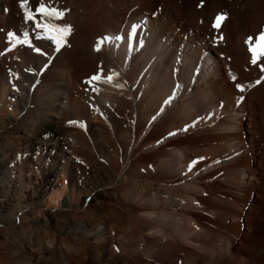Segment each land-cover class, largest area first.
I'll return each instance as SVG.
<instances>
[{
    "label": "bare ground",
    "instance_id": "6f19581e",
    "mask_svg": "<svg viewBox=\"0 0 264 264\" xmlns=\"http://www.w3.org/2000/svg\"><path fill=\"white\" fill-rule=\"evenodd\" d=\"M21 2L0 0V264H264V0H43L70 31Z\"/></svg>",
    "mask_w": 264,
    "mask_h": 264
},
{
    "label": "snow or ice",
    "instance_id": "6c2138e0",
    "mask_svg": "<svg viewBox=\"0 0 264 264\" xmlns=\"http://www.w3.org/2000/svg\"><path fill=\"white\" fill-rule=\"evenodd\" d=\"M20 7L23 9L25 7V4L22 0ZM66 10H58L56 8H50L46 5L43 4V0H41V2L36 6L34 13L29 14V12H25L24 14V21L25 23H27L29 20H33L35 23V29H40V28H44L45 30L48 29H54L56 31H70L71 26L70 25H56V24H52L51 21L53 19L59 20L62 19L64 14H65ZM39 15L41 17L40 21H35V16ZM225 19V16L223 14H217V16L215 17V20L212 24L213 28H218L220 26V23ZM47 20L48 23H45L44 21ZM137 25H133L131 30L128 33V41H129V47L131 48L133 41L135 40V37L137 35ZM35 29L33 30L35 32ZM8 37L12 38L14 36V33L12 31L8 32ZM22 35L24 37L28 36V32L24 31L22 33ZM36 35V39H41V35L39 32L35 33ZM47 39H52L53 43L55 45V51L59 52L60 48L62 47L61 42L59 40L54 39L53 37L49 36V37H44ZM116 40H121L122 37L121 36H116L115 37ZM103 40H111V38L109 37H104ZM140 44L142 46L143 44V40L141 39ZM245 45L247 47V51L250 54V63L253 65L257 64V61L261 58L264 57V32L259 33L256 37H255V42H253V37H248L245 40ZM101 44L100 41L98 40L97 44L95 45L96 50H100ZM35 52L40 53L41 49L36 47L34 49ZM48 67V64H45L43 68L40 69V72L42 73L46 68ZM261 70L264 71V65H261ZM113 75H110L107 77L108 81H111L113 79ZM100 79V73H97L95 75H93L90 78L89 83L93 82V81H98ZM233 79H235V77H233ZM262 79H264V77H262ZM260 81H257V83H259ZM122 87V85H120ZM177 87L179 88L180 86L177 85ZM237 88H242L243 86L240 84L236 85ZM176 92L174 90L173 95L170 96L168 99H166L164 101L165 105H168L174 98H175ZM161 111H163V108L161 109ZM156 117H153V119H155ZM186 130V129H185ZM176 133H169V136H173ZM196 161H193L190 163L189 165V170H191L193 164H195Z\"/></svg>",
    "mask_w": 264,
    "mask_h": 264
}]
</instances>
